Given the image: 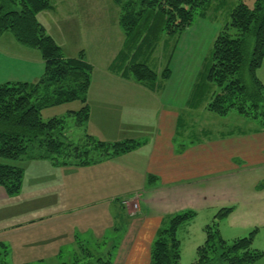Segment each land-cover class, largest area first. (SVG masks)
Segmentation results:
<instances>
[{
	"label": "trees",
	"instance_id": "16d2710c",
	"mask_svg": "<svg viewBox=\"0 0 264 264\" xmlns=\"http://www.w3.org/2000/svg\"><path fill=\"white\" fill-rule=\"evenodd\" d=\"M120 7L119 23L124 40L110 64L112 71L155 90L160 79H167L171 70L165 66L160 73L147 60L163 36L180 35L193 24L196 16L206 14L212 2L216 7L224 0H114ZM54 8L52 0H0V36L10 32L21 45L37 49L44 70L35 82L13 81L0 83V158L20 159L27 154L28 144L37 140V153L58 165H88L135 150L140 141L126 139L102 141L87 133L90 106L86 95L93 67L83 58L65 56L54 38L38 21L37 14ZM234 28V29H233ZM147 53V56L145 55ZM143 59V60H142ZM264 59V0L252 6L239 0L230 12V22L215 36L207 82L218 88L207 109L219 116L230 111L258 119L264 126V86L256 75ZM79 100L78 110H69L82 134L76 141L68 134L66 118L53 116L46 120L41 111L49 106ZM23 178L21 167L0 161V186L8 195L19 192ZM233 210L222 207L213 223L205 227L206 238L197 246L192 264H249L262 256L252 247L254 229L249 235L231 242L218 231L217 220ZM195 211L188 209L163 217L150 247L149 264H180V224L191 219ZM118 219V218H117ZM118 222V220H116ZM118 225V226H117ZM120 223L113 231H120ZM125 232L126 230L123 229ZM109 239L81 240L78 251L61 264H113L120 242ZM4 249V248H3ZM0 264H8L7 251L1 252Z\"/></svg>",
	"mask_w": 264,
	"mask_h": 264
},
{
	"label": "crops",
	"instance_id": "0c3cea01",
	"mask_svg": "<svg viewBox=\"0 0 264 264\" xmlns=\"http://www.w3.org/2000/svg\"><path fill=\"white\" fill-rule=\"evenodd\" d=\"M59 5L61 8L64 7L65 0H61ZM55 8L54 5V8L50 10L53 11ZM103 9L105 15L111 12L110 7H103ZM112 9L119 10L118 8ZM101 19L105 20V17ZM109 20L112 21L111 18ZM113 21V26L116 25L122 32L119 11ZM108 26H110V22H108ZM121 37L122 47L124 35ZM59 46L63 50L62 46ZM121 47L112 54L111 59H107L106 66H104L106 72H102L103 83L113 85L132 82L131 84H135L136 81L123 76L125 72L122 74L121 71H112L110 68V64ZM184 49L183 47L179 51L182 58L186 52ZM81 52L83 58L93 67L90 88L93 86L94 73L97 70L94 56L88 55L85 49L79 50L75 55L63 53L65 56L75 57ZM174 53V50H171L165 56V66L170 68L171 74L167 79H163V83L155 89L157 93L163 87L164 82L176 74V69L181 65L180 55L177 57ZM190 55L193 56L189 52L187 56ZM172 63L173 66L170 67ZM42 67L44 68V62L37 49L19 44L10 32H4L0 36V83L9 81L35 82L43 73ZM112 89L115 91L114 86ZM190 95L188 94L189 97L184 100L185 105H163L162 103L159 105H89L90 115L86 130L90 135L98 140L114 141L106 140L104 136L98 135V132L100 133L103 129L101 126L117 125L116 129L119 132L125 131L130 135L122 136L123 138L119 140L134 139L141 142L135 150L102 158L98 162L84 166L58 165L41 155H29L30 159L40 162L36 164L35 170L40 168L44 174L45 171H50L51 176L61 175L54 177L53 180L46 179L49 180L48 186L51 184L57 186L53 188L55 191L54 203L58 202V205H64V207L53 214L45 212V214L38 215L36 211L29 209L27 213L18 210L15 214L12 213L8 219L1 218L5 213L0 215V220H2L0 221V232L10 231L11 235H15V232L22 231L21 227H23L24 234H26L21 242L18 239L12 241L11 236L10 239L2 237L0 246L8 253L6 261L8 262L7 257H10L12 253L10 251L12 248L16 249V245L22 252L45 248L46 254L50 255H60L64 249L72 247V254H74L78 251L80 240L86 247L89 240L104 238L107 233L105 231L110 230L111 225L107 224L105 230L98 231L92 230L90 226H85L82 230L84 233L87 232L85 234L87 236L84 234L82 236L79 232L80 226L72 219L76 218V207L86 205L85 200L90 198L89 204H98L110 199L114 203V214L118 216V219L116 217L114 219L120 221L121 213L115 203L118 197H111L112 189L116 188L125 191L128 194L126 197H133L136 200L138 211L135 214H130L125 209L124 213L128 219L135 216L134 219L139 221L135 223L136 230L131 227L134 223L128 228L127 222L123 224L126 231L120 238L113 264H149L152 239L163 217L170 213L206 204L217 205V200H221L223 203L227 201L226 197L233 203L242 201L247 195L244 187L240 184L237 185L241 174L250 173L251 187L253 188L248 189V196L257 199L264 191V184L259 186L260 182L264 181V129H258L255 131L256 133L250 135L218 133L215 136L212 131L205 130L206 124H203L204 121L197 119L196 116L197 114L201 116L209 111L206 107L207 101L193 102ZM111 108L114 111H119L118 120L110 118L106 120L108 116H100L98 113V109ZM145 108L148 109L146 116L142 113L146 112ZM126 109L130 112L136 110L138 118L125 117ZM139 109L143 111L140 112ZM96 127L98 128L96 129ZM14 165L19 166L18 164ZM33 166L34 164H31V167ZM22 170L24 179L25 172L23 168ZM223 184L231 185L228 193L220 191ZM80 187L84 190L82 198L79 196L81 194ZM115 194L116 192H113V195ZM10 196L12 195H8L5 189L0 186V202L8 200ZM97 197L100 199H93ZM119 205H123L121 201ZM151 209L152 211H150ZM150 212L153 215H148ZM109 214L114 216L111 211ZM114 219L111 221L113 222ZM125 221H127L126 218ZM45 226H51V229L42 231L41 228ZM25 231L30 232L25 233ZM31 231L40 232L31 233ZM77 233L81 235V238L77 237ZM128 234L130 237L127 238Z\"/></svg>",
	"mask_w": 264,
	"mask_h": 264
},
{
	"label": "rangeland",
	"instance_id": "374dc122",
	"mask_svg": "<svg viewBox=\"0 0 264 264\" xmlns=\"http://www.w3.org/2000/svg\"><path fill=\"white\" fill-rule=\"evenodd\" d=\"M60 1L61 0H52V3L56 6L55 10H44L39 12L37 14V19L45 27L46 32L56 40V43L62 46V51L64 53L75 55L79 50L85 49L88 55H93L94 59H96L95 65L97 70L94 73L93 86L88 89L86 95L88 105H159L161 103L163 105H185L183 102L189 97L188 94L190 95V91H192V96H190L193 102H206L218 91V88L207 82L206 79V73L210 65L212 42L225 24L230 22V12L239 0H224L223 5L219 7L215 6V4H217L216 1L212 2L206 14L203 16H196L192 26L187 31L182 32L180 35L163 36L161 40L158 41L154 52L149 55L146 61L147 64L158 73L164 69L165 56L171 50H174V54L177 57L180 55L179 51L181 48L184 47L186 51L183 54L185 57L183 56L182 58V54L179 56L181 65L176 69V74L167 82H164L162 88L159 87L158 93L136 82L135 84H131L132 82H121L120 84L113 85H111V83L102 82L104 80L102 72H106V67L104 68V66H106L107 59H111L112 54L121 47L122 43L121 35H123V33L118 30L120 28L112 24V22L114 23L113 20H115L118 15V11L120 15V6L114 0H65V5L62 8L59 7ZM243 1L249 6H252L255 0ZM103 7H110L111 12L107 10L109 13L105 15L103 13ZM93 8L94 10H92ZM112 8H118L119 10H114ZM102 17H105V20H102ZM109 18H111L112 21H110ZM108 22H110V26H108ZM189 52L193 56H187ZM145 55L147 56V53ZM104 59L106 60L103 63ZM172 66L173 63L170 67ZM256 75L264 86V59L261 66L257 69ZM160 81L161 85L164 80L160 79ZM113 86L115 87V91L112 89ZM81 105L82 103L79 100H74L60 105L49 106L41 111V115L44 120L53 116L64 117L66 115V124L70 127L68 134L72 140L76 141L82 134V131L81 128L75 124V118L73 116H67V112L69 110H78ZM144 110L146 112H142L143 110L140 111L139 109V111L146 116L148 114V109L145 108ZM98 113L100 116H108L106 120L109 118L111 120L119 119V111H114L112 108L98 109ZM137 114L136 110L130 112L126 109L124 116L127 118H138ZM196 116L197 119L204 121H202L203 124H206L205 130L212 131L215 133V136L218 133L250 135L256 133L255 131H258V129H264V126L261 125L258 119L240 115L235 111H230L226 116H219L210 111H206L205 114L203 113L201 116H198V114ZM97 128L98 127H96V129ZM101 128L103 129L100 133L98 132V135L104 136L106 140L115 141L116 139L119 140L123 138L122 136H130L125 131H123V133L119 132V130L116 129L117 125L110 127L101 126ZM133 129H135V127H133ZM191 136L193 137V135ZM42 149L43 148H40L38 145L37 140L34 139L28 144L27 154L20 159L0 158V161L3 163L18 164L25 172L24 179L22 178L23 181L21 183L20 192L10 196L8 200L0 202V215L5 213L4 216H1L2 219H8L12 213L15 214L18 210L27 213L29 209H31L32 211H36L38 215H42L45 214V212L53 214L64 207V205H58V202L54 203L53 198L55 191L53 188L57 186H54V184L48 186L50 179L53 180L54 177H59L61 175L51 176L50 171H45L44 174L41 172L40 168L35 170L36 164L40 162L29 158L30 153L34 154ZM31 164H34V166L31 167ZM46 178H49V180ZM251 183L250 173H246L245 175L241 174L239 176L237 185L240 184L244 187L247 197L237 203L230 202L229 198L226 197L227 201L223 203H221V200H217V205L210 206L206 204L196 208L190 207L193 211L195 210V215L191 219L180 224L177 230L181 249L180 264H192L196 255L197 246L202 244L206 238V225L213 223L214 215L219 209L229 206L233 207V210L217 220L219 234L224 240L231 242L236 238L249 235L250 232L256 229L253 233L254 238L252 247L261 251L262 256L249 264H264V196H262L264 191L257 199L248 196V189L253 188L251 187ZM260 184L259 186H262L264 181L262 180ZM221 188L220 191L228 193L231 185L223 184ZM80 191L81 194H78L82 198L84 196V190L81 187ZM113 192H116V194L113 195ZM127 195L128 194L121 189H112L111 197H118L115 203L118 211L121 213V216H119L121 222L118 221L120 223L119 232L112 230L113 226L118 223L115 220L118 216L114 214V203L110 201V199L98 204H89V198L84 202L87 203L86 205L77 206V210L75 211L76 218L72 220L80 226V231L78 230L80 234L82 236L83 234L87 236L85 235L87 232L84 233L82 230L85 226H90L92 230L98 231L100 229L105 230L108 224L111 225V229L105 231L107 232L106 238L109 239L111 236H116V242H120V238L124 235L123 224L125 222H127V228L134 223L131 227L133 230H136L137 226L135 223L139 220L136 218L134 219L135 216L128 219L124 211L128 208L127 213L135 214L138 211V204L135 206L136 200L133 197H126ZM123 197L131 200H129L131 203L127 208H125V204L119 205ZM98 198L100 199V197L93 199L97 200ZM188 209L189 208L181 209L175 212ZM155 210L158 209L155 208ZM110 211L111 213L113 212L114 216L109 214ZM150 211H152V209ZM148 215H153V213L150 212ZM125 218L127 221H125ZM113 219L114 221L112 222L111 220ZM64 224L67 223L64 222ZM49 229H51V226L41 228L42 231H48ZM21 230L22 231L15 232V235H11L10 231L4 233L0 232V241L3 240L2 237L10 239V236L12 241L16 239H18L19 242L23 241L26 234H24L23 227H21ZM29 232L30 231H25V233ZM39 232L40 231H31V233ZM80 234H76L78 238H81ZM128 237H130L129 234L127 235V238ZM1 247L2 246H0V256L2 254L1 252L4 250ZM15 248L16 249L12 248L10 257H7L8 264H61L63 261H68L73 255L72 247L64 249L60 255L46 254L45 248L31 249L26 252H22L18 245H16Z\"/></svg>",
	"mask_w": 264,
	"mask_h": 264
},
{
	"label": "built area",
	"instance_id": "2783aa9c",
	"mask_svg": "<svg viewBox=\"0 0 264 264\" xmlns=\"http://www.w3.org/2000/svg\"><path fill=\"white\" fill-rule=\"evenodd\" d=\"M129 200H130V199H124V200H123V204H125L127 207H129V205H130V203H131V202H130L131 200H130V201H129ZM134 205L136 206V203H135Z\"/></svg>",
	"mask_w": 264,
	"mask_h": 264
}]
</instances>
